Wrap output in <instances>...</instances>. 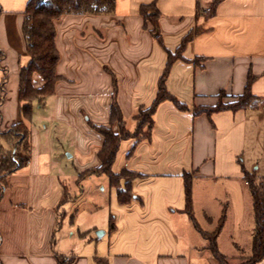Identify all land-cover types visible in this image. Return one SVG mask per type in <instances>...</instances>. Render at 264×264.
<instances>
[{
  "label": "crops",
  "instance_id": "1",
  "mask_svg": "<svg viewBox=\"0 0 264 264\" xmlns=\"http://www.w3.org/2000/svg\"><path fill=\"white\" fill-rule=\"evenodd\" d=\"M29 1L0 0V84L6 86L0 129L23 121L30 141L28 162L7 176L5 188L0 183L1 263L96 264L106 257L109 264H220L185 212V172L194 176L201 228L215 231L225 211L220 249L232 261L249 255L253 198L242 166L264 178V105L197 115L193 108L215 106L222 91L231 98L243 94L250 75L253 93L264 98V0H220L216 6V0H116L111 14L56 18L61 78L53 94L34 100L27 120L20 89L30 61L23 30ZM150 3L161 12L157 33L141 12ZM208 5L212 12L205 13ZM195 27L201 33L166 80L189 108L165 100L151 139L122 141L113 170L136 177L122 178L120 186L105 174L81 177L101 164L105 137L95 126L111 125L114 81L107 67L118 79L126 126L134 130L139 109L157 96L169 51L176 52ZM33 81L36 87L45 83L39 73ZM87 179L98 181L95 189L81 186ZM127 188L133 197L122 202L119 190Z\"/></svg>",
  "mask_w": 264,
  "mask_h": 264
},
{
  "label": "trees",
  "instance_id": "2",
  "mask_svg": "<svg viewBox=\"0 0 264 264\" xmlns=\"http://www.w3.org/2000/svg\"><path fill=\"white\" fill-rule=\"evenodd\" d=\"M220 0L215 1V6ZM116 9V0H30L26 9V19L24 22V35L27 41L28 51L30 53V61L24 69V83L20 89V99L23 101L22 112L27 120L32 118L34 100L42 101L46 96L53 94L55 84L61 78L57 72V64L59 61V52L56 46V26L54 20L64 14L69 13H94V14H111ZM141 12L145 17L146 26L150 22L152 24L153 33L159 30L160 10L155 3L143 4ZM201 12V11H200ZM199 27L193 28L184 38L176 52L169 51L168 62L166 68L160 78L158 93L153 103L148 107H141L135 115L136 128L130 130L126 126V119L118 100V79L117 76L107 69L113 75L114 91L111 105V125L110 126H95V128L103 134L105 142L99 151L101 164L97 168L87 170L80 174L84 177L89 174H105L109 178L111 185L120 186L122 178H133L138 174L123 169L120 173L113 170V165L117 157L122 141L135 138L151 139L152 131L155 125L154 115L158 106L165 100L173 101L176 106L182 110H187V104L180 102L167 88L166 80L170 73L172 64L177 59H186L182 52L188 43L201 33ZM160 37V34H157ZM196 63L200 62L196 58ZM39 73L44 78V85L36 87L34 85V74ZM254 76L250 75L246 88L243 94L233 96L230 102H224L223 96L225 92L220 93V101L215 106L210 107H195L193 113L195 115L201 113L212 114L221 110L239 109L256 110L264 105V98L253 93L252 83ZM6 86L5 80L0 84V104L5 100ZM1 117V114H0ZM117 124L118 130H114L113 125ZM1 139L12 146V149L6 148ZM29 130L23 122H17L9 129H0V183L2 188L8 185L7 176L22 167L29 160ZM13 151L17 155L19 152H25L24 155L14 157ZM244 172V180L246 181L253 198L254 211V228L252 237V249L249 255L240 256L238 263H233L232 258L225 254L219 247L218 237L222 226L226 219L224 211L219 224L215 231L209 232L201 228L194 214L193 208V173L185 172V187H186V207L185 212L192 219L195 228L201 235L208 240L207 248L210 249L213 256L220 264H263L264 261V181L255 171H249L242 166ZM120 200L129 202L133 194L129 188L119 190ZM68 196H64V200ZM111 229L115 228L113 221L110 225ZM0 264L1 260H0ZM59 264H67L60 261ZM96 264H109L106 257H97Z\"/></svg>",
  "mask_w": 264,
  "mask_h": 264
},
{
  "label": "rangeland",
  "instance_id": "3",
  "mask_svg": "<svg viewBox=\"0 0 264 264\" xmlns=\"http://www.w3.org/2000/svg\"><path fill=\"white\" fill-rule=\"evenodd\" d=\"M222 98H223L224 102H230L232 100V98L230 96L226 95V94ZM101 176H102V178H104L105 175H101ZM91 178H98V177H95L93 175ZM260 180L264 181V178H260ZM97 183H98V181H93V180H88L87 179V180H83L82 181L81 186H83L87 190H93L97 186ZM74 189L78 190L76 186H75ZM232 262H239V261H232Z\"/></svg>",
  "mask_w": 264,
  "mask_h": 264
},
{
  "label": "built area",
  "instance_id": "4",
  "mask_svg": "<svg viewBox=\"0 0 264 264\" xmlns=\"http://www.w3.org/2000/svg\"><path fill=\"white\" fill-rule=\"evenodd\" d=\"M212 6L211 5H208V6H206L205 8H204V12L205 13H210V12H212ZM14 154V157L17 159V156H16V154L15 153H13ZM68 260H70V258H68Z\"/></svg>",
  "mask_w": 264,
  "mask_h": 264
},
{
  "label": "water",
  "instance_id": "5",
  "mask_svg": "<svg viewBox=\"0 0 264 264\" xmlns=\"http://www.w3.org/2000/svg\"><path fill=\"white\" fill-rule=\"evenodd\" d=\"M102 232H104L103 230H101V232H100V230H98L97 231V234L99 235L100 233H102Z\"/></svg>",
  "mask_w": 264,
  "mask_h": 264
}]
</instances>
